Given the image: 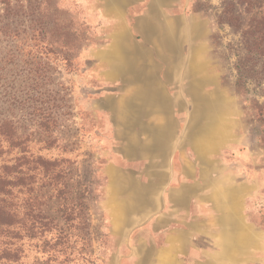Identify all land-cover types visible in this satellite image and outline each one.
Instances as JSON below:
<instances>
[{
  "label": "rangeland",
  "instance_id": "rangeland-1",
  "mask_svg": "<svg viewBox=\"0 0 264 264\" xmlns=\"http://www.w3.org/2000/svg\"><path fill=\"white\" fill-rule=\"evenodd\" d=\"M44 1L92 41L71 71L42 59L44 97L36 87L22 104L20 84L18 104L0 94V120H15L28 156L71 161L66 196L86 216L66 251L44 245L56 232L23 238L19 264H264V85L236 87L242 36L224 0ZM260 2L242 7L243 25ZM41 103L60 118V148H43L31 114ZM44 188L42 214L62 227L65 195Z\"/></svg>",
  "mask_w": 264,
  "mask_h": 264
},
{
  "label": "trees",
  "instance_id": "trees-1",
  "mask_svg": "<svg viewBox=\"0 0 264 264\" xmlns=\"http://www.w3.org/2000/svg\"><path fill=\"white\" fill-rule=\"evenodd\" d=\"M260 1L264 0H224L222 14L225 22L238 29L242 36L235 70L236 87L243 92L251 83L264 85V10H261L264 5L252 13L254 17L250 23L243 25L241 21L242 7L249 11L257 2L260 5ZM91 41L78 28L72 27L71 21L59 17L48 1L0 0V94H5V97H0L7 98L11 104H18L16 95L9 92L19 84L27 89L21 97L22 104H29V97H36V87L39 95L44 97L40 90L48 70L46 65L44 69L41 68L42 59H50V55L54 54L71 71L76 67L79 53L88 48ZM34 78L36 81L33 83ZM11 86V89L8 88ZM31 114L37 132L43 137V148H60L53 138L60 126V118L53 105L41 103L34 107ZM254 120L264 134V101L257 103ZM27 144L28 140L19 136L15 120H0V158L13 151H18L20 155L13 165L0 166V262L6 264L21 263L23 251L18 243L25 237L46 238L47 234L56 232L58 243L52 244V239H45L44 245L51 250L59 246L66 251L70 247L71 232L76 225H81L84 221L82 218L86 216L82 198L74 202L72 197L66 196L72 190L69 176L74 172L67 169L72 165L71 161L28 156ZM39 180L43 182L46 192L59 191L60 199L61 194L65 195L60 203L64 221L62 227L48 215L42 214L36 191ZM69 200L72 201L70 205L67 203ZM57 251L49 252V259L57 258Z\"/></svg>",
  "mask_w": 264,
  "mask_h": 264
}]
</instances>
